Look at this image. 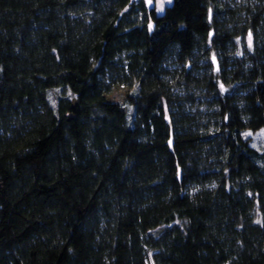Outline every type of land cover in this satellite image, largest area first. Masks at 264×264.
<instances>
[{"label": "trees", "instance_id": "obj_1", "mask_svg": "<svg viewBox=\"0 0 264 264\" xmlns=\"http://www.w3.org/2000/svg\"><path fill=\"white\" fill-rule=\"evenodd\" d=\"M262 96L264 0H0V264H264Z\"/></svg>", "mask_w": 264, "mask_h": 264}, {"label": "rangeland", "instance_id": "obj_2", "mask_svg": "<svg viewBox=\"0 0 264 264\" xmlns=\"http://www.w3.org/2000/svg\"><path fill=\"white\" fill-rule=\"evenodd\" d=\"M149 6H153L158 14L162 13L165 6L170 4L172 0H145ZM130 87L124 85H116L111 92L106 94L107 99L121 103L123 108L129 110V106L123 104L125 98L129 93ZM264 101V96L261 97ZM251 139V144L255 147L264 146V128L257 131H247L245 133Z\"/></svg>", "mask_w": 264, "mask_h": 264}]
</instances>
